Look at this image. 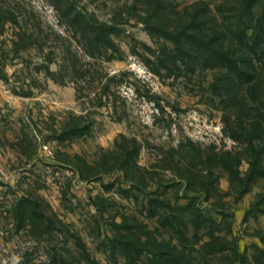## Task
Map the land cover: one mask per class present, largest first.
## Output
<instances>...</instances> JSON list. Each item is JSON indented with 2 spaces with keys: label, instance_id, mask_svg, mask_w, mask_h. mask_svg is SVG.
I'll return each instance as SVG.
<instances>
[{
  "label": "rangeland",
  "instance_id": "1",
  "mask_svg": "<svg viewBox=\"0 0 264 264\" xmlns=\"http://www.w3.org/2000/svg\"><path fill=\"white\" fill-rule=\"evenodd\" d=\"M0 1V264H264V54L204 45L239 0Z\"/></svg>",
  "mask_w": 264,
  "mask_h": 264
},
{
  "label": "trees",
  "instance_id": "2",
  "mask_svg": "<svg viewBox=\"0 0 264 264\" xmlns=\"http://www.w3.org/2000/svg\"><path fill=\"white\" fill-rule=\"evenodd\" d=\"M238 2V7L234 8L236 14L231 16L235 23L233 25L227 26L226 28L230 38L234 37L235 42L237 43L239 50L237 52L238 54L229 55V53L223 49V47H220L222 44L219 46L215 45L218 42H221L219 39L222 38L221 31L213 30L211 32L212 36L207 37V41L204 43V45L207 46L208 50L212 54L226 58L234 66H236L235 61H238L243 66L238 67L239 71L246 78H248V80H254L258 73L256 72L255 65L251 62L249 53L260 52L264 54V0H239ZM257 6L259 7V10L256 14L255 7ZM17 16L18 14L17 11H15V8L0 1V35L5 32L7 25L11 27L13 33L10 39V45L11 51L13 53L23 51L30 44L36 43V40L31 41L30 39L32 36L31 32L28 35L25 32H22V29H20L17 23ZM248 30H251V33H248ZM261 72H264V68L261 69ZM256 123L258 122L254 123L255 126L252 124V131H255L256 129ZM250 147L251 151L252 144ZM192 215L195 228H199V226L203 224L200 219H205L206 222L208 221L213 224L215 223V219L211 217L209 213L208 215H205L199 208H194ZM35 216L38 218V220L42 219V221H44L42 216ZM164 222H167V220L165 219ZM178 222V226L179 224L184 225L183 217H179ZM213 230L214 229L212 228L207 233L209 242L206 245L208 247L212 246L209 254H222L226 248V238L222 235L214 233ZM177 233H179L180 236H183L181 231L178 230ZM190 257L191 256L188 255L184 250L178 249L176 246L168 245L164 251L154 253L150 258L151 262L148 264H170V262H172V264H192V259Z\"/></svg>",
  "mask_w": 264,
  "mask_h": 264
}]
</instances>
